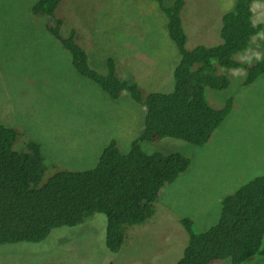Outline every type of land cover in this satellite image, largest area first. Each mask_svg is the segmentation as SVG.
Segmentation results:
<instances>
[{
    "label": "rangeland",
    "instance_id": "1",
    "mask_svg": "<svg viewBox=\"0 0 264 264\" xmlns=\"http://www.w3.org/2000/svg\"><path fill=\"white\" fill-rule=\"evenodd\" d=\"M36 1L0 0V122L17 130V151H26L29 142L40 145L46 175L59 168H91L112 138L127 151L143 128L145 106L126 90L111 99L99 83L82 75L48 24L60 17L63 34L74 29L82 36L92 68L106 73L107 58H113L119 76L136 80L148 93L151 90L142 84L151 81V69L157 83L179 58L168 17L158 0H62L53 17L33 15ZM175 1L163 0L168 6ZM235 3L184 0L179 14L187 48L221 43L222 16ZM253 12L255 24L264 21V0L254 2ZM263 56L260 32L238 58L249 62ZM172 71L157 83L156 91L174 89ZM220 72L230 78L229 88L207 87L206 98L213 107H221L231 96L235 103L210 141L196 146L164 137L145 143L148 151L182 152L191 164L165 186L155 203V218L127 228L119 251L108 250L107 217L96 213L81 224L54 229L42 242L0 246V264H171L187 240L180 218L192 217L197 232L207 229L217 222L223 197L264 172V73L243 85L244 68L223 67ZM242 264H264V246Z\"/></svg>",
    "mask_w": 264,
    "mask_h": 264
},
{
    "label": "trees",
    "instance_id": "2",
    "mask_svg": "<svg viewBox=\"0 0 264 264\" xmlns=\"http://www.w3.org/2000/svg\"><path fill=\"white\" fill-rule=\"evenodd\" d=\"M61 1L37 0L31 13L53 17ZM158 1L179 52L174 68L158 77V82L164 80L173 68L174 89L168 92L155 90L158 82L152 69L151 81L140 82L151 90L148 93L142 92L136 80L119 77L113 58L107 59L106 73L98 72L90 66L80 33L73 29L63 34L60 17L55 18V24H48L82 75L99 83L111 99H118L126 90L135 102L145 106L144 124L126 152L112 138L93 167L59 168L46 175L40 145L29 142L26 151H17V130L0 122V246L42 242L58 227L75 226L103 213L107 217L106 246L111 252L119 251L126 242L127 228L144 224L155 215L162 189L191 164V159L179 151H148L145 143L172 137L205 145L235 103L231 96L221 107H213L206 98L207 87L229 88L230 78L220 72L221 68H244L243 85L264 73V56L249 62L238 58L249 48L252 37L264 33V21L255 24L253 20L256 0H236L233 9L223 14L221 43L197 44L191 49L187 48L188 37L179 14L184 0H176L171 6ZM182 223L189 238L175 264H209L220 259H228L230 264L246 262L264 246V172L223 198L219 218L208 229L195 231L189 218H183Z\"/></svg>",
    "mask_w": 264,
    "mask_h": 264
},
{
    "label": "clouds",
    "instance_id": "3",
    "mask_svg": "<svg viewBox=\"0 0 264 264\" xmlns=\"http://www.w3.org/2000/svg\"><path fill=\"white\" fill-rule=\"evenodd\" d=\"M159 6H160V5H159ZM107 59H108V58H107ZM114 62H115V61H114ZM107 65H108V64H107ZM115 66H116V63H115ZM107 71H108V70H107ZM119 77H121V76H119ZM121 78H122V77H121ZM181 153H182V152H181ZM184 172H185V171H184ZM184 172H183V173H184ZM257 175H258V174H257ZM255 176H256V175H255ZM255 176H254V177H255ZM177 178H178V177H177ZM177 178H176V179H177ZM252 178H253V177H251L250 179H248L247 182L250 181ZM176 179H175V180H176ZM175 180H174V181H175ZM172 182H173V181H172ZM239 187H240V186H239ZM239 187H238V188H239ZM164 188H165V187H164ZM164 188H163L162 190H164ZM238 188H237V189H238ZM237 189H236V190H237ZM234 191H235V190H234ZM234 191H233V192H234ZM231 193H232V192H231ZM228 194H230V193H228ZM228 194H226V195H228ZM226 195H225V196H226ZM225 196H224V197H225ZM224 197H223V198H224ZM222 200H223V199H222ZM221 203H222V201L220 202V207H219L218 215H220ZM218 215H217V217L219 218ZM183 218H189L190 220H192L193 228L196 227V226H195V222H194V220H193L192 217L186 216V217H182V218H180L179 223H180V225L185 229V231H186V233H187V240H186L184 246H183L182 249H181V253H182V251L185 250L184 248H186L187 243H188V238H189L188 231L186 230L185 226H184L183 223H182V219H183ZM216 220H217V218L215 219L214 222H216ZM210 226H211V225H210ZM208 228H209V227H208ZM208 228H207V229H208ZM205 230H206V229H205ZM203 231H204V230H203ZM179 248H180V246H179ZM178 250H179V249H178ZM181 253L179 252L178 256H180ZM178 256H177V257H178ZM177 257H176V258H177ZM176 258H175V259H176ZM175 259H173V260H175ZM220 260H225V259H220ZM213 261H219V260H213ZM211 262H212V261H211ZM171 264H172V262H171ZM209 264H210V263H209Z\"/></svg>",
    "mask_w": 264,
    "mask_h": 264
},
{
    "label": "bare ground",
    "instance_id": "4",
    "mask_svg": "<svg viewBox=\"0 0 264 264\" xmlns=\"http://www.w3.org/2000/svg\"><path fill=\"white\" fill-rule=\"evenodd\" d=\"M259 9H260V8H259ZM258 33H259V32H258ZM258 33H257V34H258ZM248 71H249V70H248ZM243 72H244V71H243ZM97 160H98V159H97ZM228 182H229V181H228ZM228 182H227V183H228ZM230 184H231V183H230ZM224 185H225V184H224ZM228 186H229V185H228ZM227 188H228V187H227ZM231 188H232V186H231ZM231 188H230V189H231ZM170 189H171V188H170ZM172 189H173V188H172ZM228 191H229V190H228ZM228 191H227V192H228ZM22 217H23V216H22Z\"/></svg>",
    "mask_w": 264,
    "mask_h": 264
}]
</instances>
